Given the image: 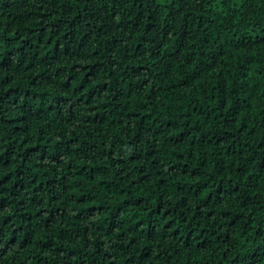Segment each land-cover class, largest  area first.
I'll return each instance as SVG.
<instances>
[{
    "label": "trees",
    "instance_id": "obj_1",
    "mask_svg": "<svg viewBox=\"0 0 264 264\" xmlns=\"http://www.w3.org/2000/svg\"><path fill=\"white\" fill-rule=\"evenodd\" d=\"M0 264H264V0H0Z\"/></svg>",
    "mask_w": 264,
    "mask_h": 264
}]
</instances>
